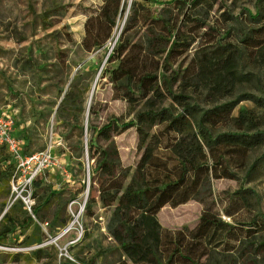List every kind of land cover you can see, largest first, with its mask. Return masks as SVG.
Segmentation results:
<instances>
[{
	"label": "trees",
	"instance_id": "trees-1",
	"mask_svg": "<svg viewBox=\"0 0 264 264\" xmlns=\"http://www.w3.org/2000/svg\"><path fill=\"white\" fill-rule=\"evenodd\" d=\"M238 1L181 0L187 6L181 20L168 4L152 16L150 8L132 3L123 33L107 59L117 62L110 77L112 90L128 104L132 118L128 122L112 118L100 128L89 124L84 132V140L86 131L90 133L89 157L95 164L91 176L97 177L100 203L112 209L106 231L117 246L119 264H264V213L258 210L237 228L222 219L211 192V180L234 177L231 162L244 167L251 153L264 149V0H245L254 8V14L242 9L252 24L250 29L233 27L232 22L238 26L240 16L235 18L230 8ZM102 2L98 16L85 24L82 46L87 52L105 44L125 12L122 0ZM214 10L219 15L210 24ZM137 26L144 31L133 42L129 33ZM191 49L194 54L183 68ZM92 75L78 72L67 90L60 91L59 120L78 124ZM243 102L252 103L253 108H240L234 115ZM89 111L95 115L94 107ZM76 128L81 138L83 128ZM132 128L141 156L130 173L121 166L113 138ZM15 131L25 155L39 153L26 152L28 137L20 135L16 114ZM162 146L175 165L158 155ZM259 169L264 170V156L249 165L247 175ZM13 172L14 164L0 147V212L4 213L0 245L16 233L19 246L42 245L69 222L64 208L50 211L51 196L61 193L50 192L45 198L42 175L38 176L32 188L41 190L43 196L36 201L37 194L32 192L34 205L28 212L20 200H12ZM234 195L247 210L254 206L252 198L257 199L255 207L260 203L251 190ZM93 201L87 202V211ZM189 201L203 205L196 226L175 233L164 231L157 218L160 210ZM223 213L233 218L228 210ZM58 254L54 246L25 254L4 253L0 264H87L77 255L74 263Z\"/></svg>",
	"mask_w": 264,
	"mask_h": 264
},
{
	"label": "rangeland",
	"instance_id": "rangeland-1",
	"mask_svg": "<svg viewBox=\"0 0 264 264\" xmlns=\"http://www.w3.org/2000/svg\"><path fill=\"white\" fill-rule=\"evenodd\" d=\"M180 1L122 0L125 12L117 18L108 40L101 48L87 52L82 46L85 24L89 19L98 16L102 0H0V108L10 106L15 110L20 135L28 137L26 152H41L49 147L50 142L53 144L59 167L50 173L45 172L39 179L43 181V192H47L45 198L50 192L61 193L59 197L51 196L50 211L59 206L64 208V214L69 218L67 225L54 236L48 237L42 245L19 246L20 240L16 233L5 241V245H0V254H25L38 248L54 246L59 257L74 263L77 262V255L87 264H119L121 257L117 246L106 231L112 209L103 208L100 203L99 193L96 191L97 177L93 180L91 176L95 164L89 157L90 133L86 131L84 140V132L89 124L100 128L112 118H122L124 122L132 118L128 115V104L118 99L112 90L110 77L117 62H107L123 33L132 3L137 2L150 8L152 16L168 4L181 20L187 6ZM244 8L254 14L251 2L241 0L231 6L232 15L235 18L240 16L238 26L232 22L233 27H252L247 13H242ZM218 15L216 10L211 12L209 23L212 24ZM143 31L144 28L135 27L129 33L132 41L135 42ZM193 54L194 49L186 54L183 68L190 63ZM86 71H90L94 79L90 82L85 97V112L78 116L77 125L83 128L80 138V131L72 119L69 124L58 119L57 107L63 97V94L60 96V91L67 90L75 74ZM93 84L95 88L90 109L94 107L95 115L91 116L90 111L86 115V110L89 108L87 100ZM243 107L251 109L253 104L243 102L233 114ZM113 139L121 166L132 173L141 156L137 149L135 128L124 131ZM158 155L167 159L170 166L173 163L175 165L163 146ZM262 156L264 149L251 153L248 164L244 167L240 163L231 162L230 170L234 177L211 180V192L217 211L223 220L234 222L237 228H240L238 223L249 222L258 210L264 213V170L252 171L247 175L249 165ZM91 186L94 189L90 192ZM238 190L254 192L260 198L259 205L255 207L257 199L252 198V209L243 208L238 197L234 195ZM33 191L37 194L36 201L43 196L41 190L33 187ZM91 198L94 201L87 211L86 204ZM1 202L0 200V211ZM6 209L8 206L3 211ZM225 209L233 218L225 216ZM202 211L201 203L189 201L176 208L164 207L157 218L164 231L175 233L183 228L193 229ZM3 215L0 212V219ZM68 227L69 231L59 238ZM43 229L47 233L46 227ZM56 264L60 263L57 261Z\"/></svg>",
	"mask_w": 264,
	"mask_h": 264
},
{
	"label": "built area",
	"instance_id": "built-area-1",
	"mask_svg": "<svg viewBox=\"0 0 264 264\" xmlns=\"http://www.w3.org/2000/svg\"><path fill=\"white\" fill-rule=\"evenodd\" d=\"M15 114L11 107L0 109V147H4L11 162L14 164V172L10 181V191L13 201L20 200L31 212L34 205L32 199V186L34 180L45 172H52L59 167V160L53 152V144L50 142L46 150L32 155H25L22 149V141L15 137ZM69 229L62 233L65 235Z\"/></svg>",
	"mask_w": 264,
	"mask_h": 264
},
{
	"label": "bare ground",
	"instance_id": "bare-ground-1",
	"mask_svg": "<svg viewBox=\"0 0 264 264\" xmlns=\"http://www.w3.org/2000/svg\"><path fill=\"white\" fill-rule=\"evenodd\" d=\"M94 88H95V84H93V86L91 88V91H90V94L88 96V100H87V106L89 105V108L88 109H90V105H91V102H92Z\"/></svg>",
	"mask_w": 264,
	"mask_h": 264
},
{
	"label": "water",
	"instance_id": "water-1",
	"mask_svg": "<svg viewBox=\"0 0 264 264\" xmlns=\"http://www.w3.org/2000/svg\"><path fill=\"white\" fill-rule=\"evenodd\" d=\"M88 112H89V109L87 110L86 115H88ZM68 229H69V227L66 228V229L63 231V233L66 232Z\"/></svg>",
	"mask_w": 264,
	"mask_h": 264
},
{
	"label": "crops",
	"instance_id": "crops-1",
	"mask_svg": "<svg viewBox=\"0 0 264 264\" xmlns=\"http://www.w3.org/2000/svg\"><path fill=\"white\" fill-rule=\"evenodd\" d=\"M8 107V106H7ZM10 107V106H9ZM1 109V108H0ZM50 173V172H49Z\"/></svg>",
	"mask_w": 264,
	"mask_h": 264
}]
</instances>
